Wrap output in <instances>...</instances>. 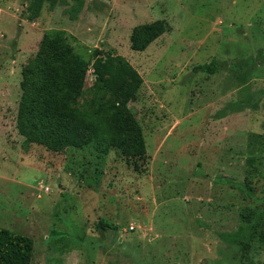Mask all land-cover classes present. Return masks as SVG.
I'll use <instances>...</instances> for the list:
<instances>
[{"label": "rangeland", "instance_id": "obj_1", "mask_svg": "<svg viewBox=\"0 0 264 264\" xmlns=\"http://www.w3.org/2000/svg\"><path fill=\"white\" fill-rule=\"evenodd\" d=\"M34 1L0 0V227L31 238L28 264H239L252 200L231 184L264 206V0ZM156 20L166 31L132 50V29ZM59 31L84 61L69 106L85 118L105 122V80L130 69L143 156L104 131L60 151L24 144L22 68ZM213 59L225 65L193 70Z\"/></svg>", "mask_w": 264, "mask_h": 264}, {"label": "trees", "instance_id": "obj_2", "mask_svg": "<svg viewBox=\"0 0 264 264\" xmlns=\"http://www.w3.org/2000/svg\"><path fill=\"white\" fill-rule=\"evenodd\" d=\"M42 2L34 1L33 10L36 13ZM34 17L35 14H29L30 19ZM166 29L165 23L159 20L135 26L129 36L130 48L144 50ZM262 57L264 50L260 49L256 59ZM223 64L213 59L195 66L193 70L213 74ZM84 75L83 58L74 53L72 46L66 42L64 32L59 31L53 37L43 35L36 56L22 68L16 127L24 138V144L36 143L49 150L60 151L81 143L87 144L100 138L104 131L105 135L101 139L123 157L131 159L143 156L145 147L140 125L126 107V103L135 98L139 89L130 69L116 68L106 78L104 93L108 98L102 110L107 118L101 124L96 117L85 118L69 106L78 93ZM231 185L252 200L248 217L240 223L242 229L249 230V242L242 247L239 264H253V259L264 246V206L258 205L259 199L249 187ZM108 225L102 221L99 228L105 230L104 227ZM32 246L31 238L0 227V264H28Z\"/></svg>", "mask_w": 264, "mask_h": 264}]
</instances>
